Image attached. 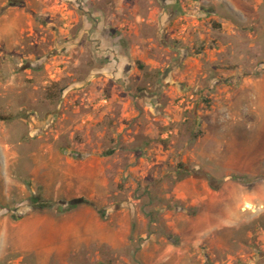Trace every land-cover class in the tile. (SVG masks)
<instances>
[{
    "label": "rangeland",
    "instance_id": "obj_1",
    "mask_svg": "<svg viewBox=\"0 0 264 264\" xmlns=\"http://www.w3.org/2000/svg\"><path fill=\"white\" fill-rule=\"evenodd\" d=\"M35 213L66 225L9 249ZM2 246L0 264H264V0H0Z\"/></svg>",
    "mask_w": 264,
    "mask_h": 264
},
{
    "label": "crops",
    "instance_id": "obj_2",
    "mask_svg": "<svg viewBox=\"0 0 264 264\" xmlns=\"http://www.w3.org/2000/svg\"><path fill=\"white\" fill-rule=\"evenodd\" d=\"M97 215L98 214L96 213V211H89V210H85V211H81V212L80 211H75V212L71 213V218L76 220V221L83 220V222H82L83 224H88V223L84 222L85 218L93 219L97 229H99V228L103 229L104 223L100 222V220L98 219ZM62 217L63 216H61L59 218V220L57 218H50V219L48 218L47 219V218H45V215L42 216V214H40V213H35V214H32L30 216V218H22L21 220H18L17 222H15L13 224V226H15L16 228H14V232L11 233V240L9 241L11 243V245H10L9 249L13 248V246L15 245V242L16 243H21L22 241H24L25 244L28 243V242L30 244L29 245H25L23 247V249L25 251H28V250L29 251H34V249H36V247L33 246L31 240H32V237L35 235V231L46 227V228H49V230L55 229V232L59 233L60 230L62 229V227L66 225V224H64ZM18 231L22 233V234L19 233V235H18L19 237H21V239L17 238L18 236H17L16 232H18ZM15 238H17V240L18 239L19 240L13 242L12 239H15ZM95 239L97 240L98 238L96 237ZM104 239H101V241H100L101 244H103ZM88 242L90 243V238H89V241L87 240V243ZM78 249H81V248H78V247H73L72 248L71 247L70 249H68V251L71 252L73 250H78ZM7 250L4 248V246H2L0 256L4 257V255L7 253ZM52 250L56 252L57 248L54 247V249H52ZM207 256H209V255L207 254ZM21 261H22L23 264H30V262H24L22 260V257H19V260L16 262V264H19V262H21Z\"/></svg>",
    "mask_w": 264,
    "mask_h": 264
},
{
    "label": "trees",
    "instance_id": "obj_3",
    "mask_svg": "<svg viewBox=\"0 0 264 264\" xmlns=\"http://www.w3.org/2000/svg\"><path fill=\"white\" fill-rule=\"evenodd\" d=\"M78 203H86V204H91L96 210H97V207L92 203V202H89L88 200L86 199H83V200H79L78 202H70L69 203V206L73 207V206H76L78 205Z\"/></svg>",
    "mask_w": 264,
    "mask_h": 264
}]
</instances>
